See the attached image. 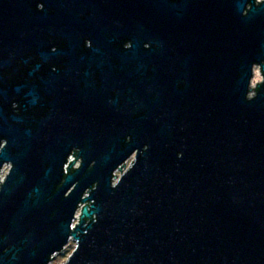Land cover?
Wrapping results in <instances>:
<instances>
[{
	"label": "water",
	"instance_id": "obj_1",
	"mask_svg": "<svg viewBox=\"0 0 264 264\" xmlns=\"http://www.w3.org/2000/svg\"><path fill=\"white\" fill-rule=\"evenodd\" d=\"M37 4L0 0V264H264V0H67L82 31Z\"/></svg>",
	"mask_w": 264,
	"mask_h": 264
},
{
	"label": "flooded vegetation",
	"instance_id": "obj_2",
	"mask_svg": "<svg viewBox=\"0 0 264 264\" xmlns=\"http://www.w3.org/2000/svg\"><path fill=\"white\" fill-rule=\"evenodd\" d=\"M46 0H38L37 11L43 12L45 8H47V12L49 16L53 19L54 28L64 29L65 31L71 30H86L88 27L86 17L82 11H72L66 8L67 0H50L48 6H46ZM64 5V7H62ZM104 11V10H103ZM86 13V12H85ZM49 49L44 52H37L36 61L38 64V75H42L41 72L44 73V76L49 77L51 73L50 71H67L69 62L76 61L77 64L74 65L77 69L81 71L84 69L85 64L90 60L98 59L99 55L103 53L104 50L102 45L95 44L90 40L78 42L75 44L65 43V42H53L48 45ZM111 49H116L119 52L125 53L127 50L134 47L131 41H122L120 43L109 45ZM144 48H149V43H144L142 45ZM97 48V49H94ZM94 49V50H93ZM46 56V61L43 63L42 56ZM83 75V74H79ZM55 76V75H53Z\"/></svg>",
	"mask_w": 264,
	"mask_h": 264
},
{
	"label": "rangeland",
	"instance_id": "obj_3",
	"mask_svg": "<svg viewBox=\"0 0 264 264\" xmlns=\"http://www.w3.org/2000/svg\"><path fill=\"white\" fill-rule=\"evenodd\" d=\"M260 78V80H262V74L260 73V68L259 66L255 67V75L253 77V81L255 79V82L258 81V79ZM252 81V82H253ZM134 160L133 156L128 160V163H126V168H124V170H126L127 168H129V166L131 165V162ZM116 173L118 174V176H120L121 172L116 171ZM76 247V242L74 240H70L69 244L67 245L66 249H64L63 252L58 253L54 256L53 260H51V264H63L65 263L68 258L70 257L71 253L73 252V250Z\"/></svg>",
	"mask_w": 264,
	"mask_h": 264
},
{
	"label": "built area",
	"instance_id": "obj_4",
	"mask_svg": "<svg viewBox=\"0 0 264 264\" xmlns=\"http://www.w3.org/2000/svg\"><path fill=\"white\" fill-rule=\"evenodd\" d=\"M126 163H128V161ZM9 168H10V164H5L3 166V169L0 170V180H1V182H3V180H5V177H6V175L8 174V172L10 170ZM115 182H116V180H115Z\"/></svg>",
	"mask_w": 264,
	"mask_h": 264
}]
</instances>
